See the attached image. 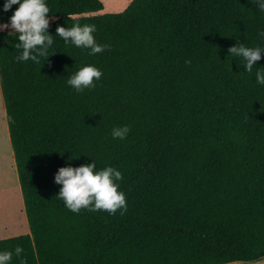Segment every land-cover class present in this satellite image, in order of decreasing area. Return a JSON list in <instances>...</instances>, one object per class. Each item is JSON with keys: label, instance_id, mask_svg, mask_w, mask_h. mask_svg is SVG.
Listing matches in <instances>:
<instances>
[{"label": "trees", "instance_id": "trees-1", "mask_svg": "<svg viewBox=\"0 0 264 264\" xmlns=\"http://www.w3.org/2000/svg\"><path fill=\"white\" fill-rule=\"evenodd\" d=\"M0 0V24L8 12ZM22 2V0H21ZM49 58L17 61L18 34L0 31V82L30 234L10 264H228L264 259V52L252 72L228 49L264 51L256 0H132L91 15L101 0H45ZM54 17V19H53ZM95 25L110 50L56 33ZM55 53V54H53ZM53 54V55H52ZM190 61L191 63H185ZM103 75L77 92L82 67ZM128 126L123 140L112 130ZM113 167L127 211H70L58 197L61 167Z\"/></svg>", "mask_w": 264, "mask_h": 264}, {"label": "clouds", "instance_id": "clouds-1", "mask_svg": "<svg viewBox=\"0 0 264 264\" xmlns=\"http://www.w3.org/2000/svg\"><path fill=\"white\" fill-rule=\"evenodd\" d=\"M257 6L264 11V0H256ZM19 5L8 23L0 24V31L14 30L18 34L19 43L17 48H22V54L16 57L17 61L32 60L40 64V58H49L48 49L53 44V36L48 34L50 21L48 13L50 8L45 0H6L3 10L8 12L13 5ZM54 19V17H53ZM96 26L85 24L81 26L75 23L71 28L58 26L57 35L67 43L74 44L78 48L90 49L89 55L103 53L106 49L110 50V45L97 44L93 33ZM13 34L12 32L9 35ZM259 35L264 37V32ZM230 55L242 57L244 68L249 73L252 72L254 65L261 59V48L246 47L244 44L232 46L228 49ZM55 54V53H53ZM52 54V55H53ZM190 64V61H185ZM103 73L94 66L82 67L72 75L67 83L77 92L84 89L95 87V80H100ZM256 82L264 85V72H256ZM130 131L128 126L116 127L112 130L113 138L125 139ZM95 162L79 167H61L55 175V182L62 185L58 197L64 200L66 207L73 213H79L82 208L89 211H106L115 215L118 210L121 214L127 211L125 194L119 191L116 181L123 179L122 173L113 167H106L100 171H94ZM23 248L16 246L12 251L0 252V264H10L13 255L20 258ZM21 264H26V260H21Z\"/></svg>", "mask_w": 264, "mask_h": 264}, {"label": "rangeland", "instance_id": "rangeland-1", "mask_svg": "<svg viewBox=\"0 0 264 264\" xmlns=\"http://www.w3.org/2000/svg\"><path fill=\"white\" fill-rule=\"evenodd\" d=\"M101 1L104 4V9L91 15L120 13L126 9L130 0ZM4 31L14 32L11 28ZM25 234H30V228L10 141L5 102L0 87V240Z\"/></svg>", "mask_w": 264, "mask_h": 264}, {"label": "crops", "instance_id": "crops-1", "mask_svg": "<svg viewBox=\"0 0 264 264\" xmlns=\"http://www.w3.org/2000/svg\"><path fill=\"white\" fill-rule=\"evenodd\" d=\"M132 0L129 1V3L131 2ZM128 3V5H129ZM127 5V7H128ZM126 7V8H127ZM0 87H1V82H0ZM2 90V89H1ZM228 264H264V259L261 260V261H258V262H252V263H242V262H233V263H228Z\"/></svg>", "mask_w": 264, "mask_h": 264}, {"label": "bare ground", "instance_id": "bare-ground-1", "mask_svg": "<svg viewBox=\"0 0 264 264\" xmlns=\"http://www.w3.org/2000/svg\"><path fill=\"white\" fill-rule=\"evenodd\" d=\"M10 168V167H9ZM10 171V170H9ZM13 187H15L14 185H13ZM15 189V188H14ZM13 191V190H12ZM14 192V191H13ZM15 194V193H14Z\"/></svg>", "mask_w": 264, "mask_h": 264}]
</instances>
